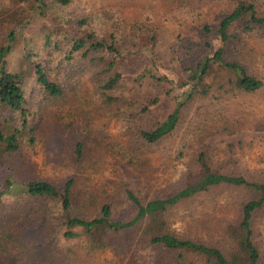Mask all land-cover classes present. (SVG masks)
Masks as SVG:
<instances>
[{"label": "rangeland", "instance_id": "obj_1", "mask_svg": "<svg viewBox=\"0 0 264 264\" xmlns=\"http://www.w3.org/2000/svg\"><path fill=\"white\" fill-rule=\"evenodd\" d=\"M14 2L17 4L15 0H0V42L6 39L7 31L15 29L13 49L6 60L10 70L24 76L28 127L21 133L15 156L0 162L2 177L10 173L16 181L43 179L57 187L72 179V202L81 217L91 219L109 203L113 218L122 221L133 218L136 211L126 190H131L143 203L172 196L185 184L191 162L202 152L209 157L213 170L243 174L250 179L263 177L264 86L257 92H238L235 96L220 97L214 91L206 97L196 94L184 100L173 133L154 144L142 143L135 127H149L163 119L182 100L188 87H176L169 93L167 85L144 82L136 93L118 89L127 101L101 110L94 93L93 64L82 61V65L77 60V65L67 64L61 70L63 95H46L34 80V63L44 59L48 47L41 41L32 47L27 43L31 28L46 23L33 19L27 11L23 20L9 25L8 9ZM237 2L72 0L67 10L92 12L100 22L106 20L108 12L116 13L123 35L133 21L154 26L158 34L155 53L171 73L199 46L203 25L216 27ZM256 32L247 44L238 45V51L247 61H253L251 65L264 78V30ZM213 42L217 47V39ZM29 48L38 55L29 56ZM155 94L163 96L162 102L154 104L149 112L140 113ZM0 122H4L8 132L22 126L18 111L1 102ZM252 196L245 188L212 187L169 206L165 221L169 231L217 246L229 255L231 243L224 231L228 224L239 222L241 205ZM26 198L25 192L5 193L0 196V210L4 213L6 206L16 205L12 207L18 211L17 203ZM50 203L46 211L37 207L23 215L26 224L7 249L0 251V264H158L161 256H165V262L175 263L174 254L167 256V250L150 242L154 231L150 222L154 218L143 219L126 230H108L111 236L99 241L106 244L90 247L85 243L86 235L80 240L63 239V227L58 226V205L51 200ZM154 222L157 227L159 222ZM252 228L264 263V207L254 214Z\"/></svg>", "mask_w": 264, "mask_h": 264}, {"label": "trees", "instance_id": "obj_2", "mask_svg": "<svg viewBox=\"0 0 264 264\" xmlns=\"http://www.w3.org/2000/svg\"><path fill=\"white\" fill-rule=\"evenodd\" d=\"M15 1L17 4L14 2L8 9L9 25L23 20L27 11H30L33 19L44 20L46 23L32 27L27 37L31 47L40 41L44 47H48L44 59L34 63V80L46 95H63L65 85L61 82V70L67 64L77 65V60L80 64L82 61L93 64L91 70L96 82L94 93L101 110L127 101V96L118 94V89L136 93L144 82L167 85L169 93L176 87H188L183 91L182 100L163 119L149 127H135L142 143L154 144L173 133L178 126L184 100H190L196 94L206 97L214 91L220 97L235 96L238 92H257L264 86L263 76L251 65L253 61H247V57L238 51V45L247 44L257 34L256 30H264V0H238L216 27L204 24L199 34V46L180 61L179 67L177 65L172 68L171 73L167 72L166 63L155 53L158 34L156 28L147 22L129 23L126 27L128 32L123 35L124 30L117 26L120 20L116 13L108 12L106 20L100 22L92 12H68L72 0ZM6 33V39L0 42V102L18 111L22 126L8 132L3 127L4 122H0V162L13 158L18 152L21 133L28 127L29 111L25 106L24 76L10 70L6 60V55L13 49L16 32L12 28ZM214 38L218 41L217 47H214ZM135 45L137 48L132 47ZM29 49V56L38 55L36 50L34 52L32 48ZM154 96L150 104L142 106L140 113L149 112L154 104L162 102L161 94ZM32 130L30 128V132ZM81 148L82 144H79L77 150ZM124 156L128 157L127 154ZM129 161L133 159L129 158ZM191 163L185 184L172 196L154 198L143 203L131 190H126L136 210L133 218L127 221L114 219L109 203L101 207L99 215L91 219L81 217L72 202V179L62 187H57L43 179L16 181L10 173L5 177L0 175V196L16 191L27 194L24 202L17 203L20 207L18 211L12 207L16 205L6 206L4 213L0 210V251L7 249L9 242L18 236L26 224L23 215L37 207L46 211L51 200L58 205V226L63 227V239L66 240H80L86 235L85 243L88 246H102L106 244L100 243L102 239L111 236L108 230H126L143 219L154 218L159 225L155 227V222H150L151 229H154L150 242L167 250V256L174 254V264H264L252 228L254 214L264 207V173L262 178L250 179L243 174L213 170L204 152L199 153ZM218 186L245 188L253 195L241 205L239 222L228 224L224 231L225 238L231 243L229 255L217 246L169 231L165 221L169 206ZM161 257L158 264H173L165 262V256Z\"/></svg>", "mask_w": 264, "mask_h": 264}]
</instances>
